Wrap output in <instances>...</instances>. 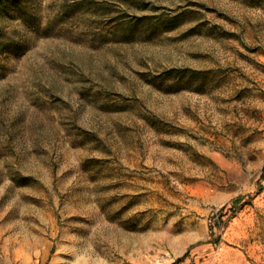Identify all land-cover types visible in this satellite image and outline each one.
Returning <instances> with one entry per match:
<instances>
[{
  "label": "rangeland",
  "instance_id": "374dc122",
  "mask_svg": "<svg viewBox=\"0 0 264 264\" xmlns=\"http://www.w3.org/2000/svg\"><path fill=\"white\" fill-rule=\"evenodd\" d=\"M22 2L0 264H264V0Z\"/></svg>",
  "mask_w": 264,
  "mask_h": 264
},
{
  "label": "trees",
  "instance_id": "16d2710c",
  "mask_svg": "<svg viewBox=\"0 0 264 264\" xmlns=\"http://www.w3.org/2000/svg\"><path fill=\"white\" fill-rule=\"evenodd\" d=\"M24 2L22 0H0V14H13L15 11L20 13H25ZM2 34L0 32V50L13 49L16 47L17 43L14 40H4L3 42ZM262 175H264V167H262ZM239 202V198L234 200L233 205Z\"/></svg>",
  "mask_w": 264,
  "mask_h": 264
}]
</instances>
